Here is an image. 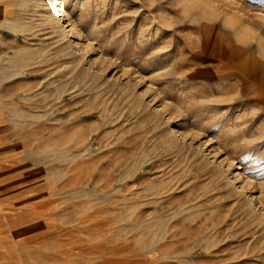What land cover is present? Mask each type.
Segmentation results:
<instances>
[{
    "label": "rangeland",
    "instance_id": "1",
    "mask_svg": "<svg viewBox=\"0 0 264 264\" xmlns=\"http://www.w3.org/2000/svg\"><path fill=\"white\" fill-rule=\"evenodd\" d=\"M206 2L0 0V264H264V36Z\"/></svg>",
    "mask_w": 264,
    "mask_h": 264
},
{
    "label": "clouds",
    "instance_id": "2",
    "mask_svg": "<svg viewBox=\"0 0 264 264\" xmlns=\"http://www.w3.org/2000/svg\"><path fill=\"white\" fill-rule=\"evenodd\" d=\"M231 0H207L205 7L206 11L213 15V23H215L220 29L226 32H231L236 29L244 28L249 34L250 38L258 39L260 36H264V32H259L255 25L248 23L239 16H233L231 11L228 10V5ZM185 4V9L183 14L187 16L188 10L193 7L188 0H183ZM207 22V21H205Z\"/></svg>",
    "mask_w": 264,
    "mask_h": 264
}]
</instances>
